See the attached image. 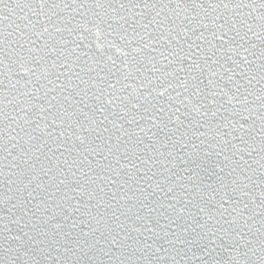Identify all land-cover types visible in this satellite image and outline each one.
Listing matches in <instances>:
<instances>
[{
  "label": "snow or ice",
  "instance_id": "6c2138e0",
  "mask_svg": "<svg viewBox=\"0 0 264 264\" xmlns=\"http://www.w3.org/2000/svg\"><path fill=\"white\" fill-rule=\"evenodd\" d=\"M0 264H264V0H0Z\"/></svg>",
  "mask_w": 264,
  "mask_h": 264
}]
</instances>
